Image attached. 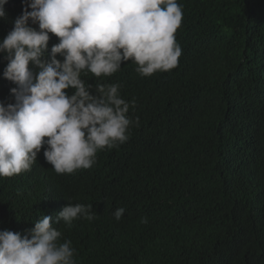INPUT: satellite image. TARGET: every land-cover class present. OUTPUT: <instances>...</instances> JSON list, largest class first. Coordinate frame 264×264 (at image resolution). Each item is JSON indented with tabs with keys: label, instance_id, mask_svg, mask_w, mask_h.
Here are the masks:
<instances>
[{
	"label": "trees",
	"instance_id": "16d2710c",
	"mask_svg": "<svg viewBox=\"0 0 264 264\" xmlns=\"http://www.w3.org/2000/svg\"><path fill=\"white\" fill-rule=\"evenodd\" d=\"M178 3L176 68L141 77L129 61L100 80L121 84L122 98L137 103L128 141L71 175L57 174L42 150L31 171L0 177V231L28 236L70 201L92 204L97 217L54 225L77 264H264V0ZM24 7L8 0L0 41ZM50 36L49 51L59 43ZM5 55L7 106L16 85L3 75Z\"/></svg>",
	"mask_w": 264,
	"mask_h": 264
},
{
	"label": "clouds",
	"instance_id": "9594fccd",
	"mask_svg": "<svg viewBox=\"0 0 264 264\" xmlns=\"http://www.w3.org/2000/svg\"><path fill=\"white\" fill-rule=\"evenodd\" d=\"M7 3L0 0V18L7 17ZM182 20L178 0H25L0 41L8 61L3 75L16 85L15 103L0 102V177L31 171L42 150L57 174L71 175L92 168L98 152L126 143L139 124L129 116L137 103L122 98L121 84L100 80L129 61L141 77L176 68ZM50 34L59 43L49 51ZM89 74L94 85L82 78ZM92 209L68 201L55 216L36 221L28 236L0 231V264H77L72 241L54 225L94 221ZM124 213L118 208L113 216L120 221Z\"/></svg>",
	"mask_w": 264,
	"mask_h": 264
}]
</instances>
